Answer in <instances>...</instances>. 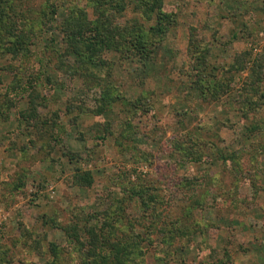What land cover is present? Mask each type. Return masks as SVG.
Wrapping results in <instances>:
<instances>
[{"label":"rangeland","instance_id":"374dc122","mask_svg":"<svg viewBox=\"0 0 264 264\" xmlns=\"http://www.w3.org/2000/svg\"><path fill=\"white\" fill-rule=\"evenodd\" d=\"M13 1L32 8L24 29L38 37L16 50L12 20L0 24V255L44 264L55 242L66 264H79L91 244L70 240L64 227L90 214L102 226L114 208L123 215L117 234L145 251L130 264H208L225 256L226 264H264V0H164L178 23L154 59L103 52L117 64L112 79L124 94L105 113L96 112L102 86L93 77L104 74L72 76L77 58L66 55L61 65L57 57L74 31L71 7L91 19L93 9L85 0H59L45 24L46 0ZM135 15L129 8L120 24ZM193 41L207 48L211 66L245 68L232 71L215 99L195 88ZM33 79V89L8 90ZM79 171H90L93 184H79ZM128 186L147 204L128 199Z\"/></svg>","mask_w":264,"mask_h":264},{"label":"trees","instance_id":"16d2710c","mask_svg":"<svg viewBox=\"0 0 264 264\" xmlns=\"http://www.w3.org/2000/svg\"><path fill=\"white\" fill-rule=\"evenodd\" d=\"M85 1L86 4L93 9L94 18L91 19L83 7L77 5L71 7L70 12L74 14V19L72 20L70 16V23L68 24L74 27V31L69 33L67 37L65 36L67 45L64 51H62V49H58L59 51L57 50V57L60 60L66 55H74V57L77 58L79 64L68 66L69 69L73 71L71 74L72 76L86 78L90 74L92 76L100 73L104 74L103 79L99 78V76L93 77L96 78L98 85L102 86V93L100 99H98L100 106L97 108L96 112L105 113L121 98L120 96L123 93H117V91H115L118 89L115 88L116 84L112 79L117 64L115 61L104 59L103 52L106 50L116 51L120 53L122 59L132 60L138 58L143 61L152 60L154 59L157 49L164 43L170 30L177 25L178 15L175 12H168L164 9V0ZM15 4L13 0H0V24L1 22L6 24L9 20H12L15 31L12 36L9 35L10 37H8L9 42L13 43L11 44L12 47L17 50L19 46L23 47L24 43L32 44L34 39L38 36L37 31L31 32L32 29H30V31L24 29L27 13L30 14L32 8L29 6L25 8V5H23L20 9L15 7ZM60 5L61 3L59 0H46L45 8L41 11L42 19L45 24H48L55 18L58 14ZM131 7L136 15L127 18L123 25L120 24L119 19L122 18L125 12ZM260 10V12L264 14V5L260 6ZM16 17L20 19V25H18L17 29L15 23L18 21V18ZM32 34H34L33 39H31ZM189 51L193 57V62H195L193 67L195 76L193 82L196 85L195 88L200 90L203 96H213L212 99L218 97V95L215 94H218L225 84V86H227V84H230V81L234 79L232 73L234 69L236 71L245 69L243 65H239V67H234L233 65L230 68L213 64V66H211L205 57L207 48L202 47L200 43L194 41L190 43ZM246 56L247 53H245L244 58ZM245 59H247V57ZM245 59H241L242 61L240 60L239 63H245ZM254 63L257 62L254 61ZM60 64L66 65L67 63L61 60ZM259 74L258 70H253L255 81L261 80ZM35 82L36 79H33L29 81L30 85L20 87V90L19 88L17 89V87H8V90L16 95L19 94L20 91L33 89ZM246 83L251 85L253 82L250 81L248 83L247 79ZM247 88L248 86L245 90H248ZM230 89L231 87H228V90ZM111 90L113 91L111 92ZM245 92L246 94H241V96L245 97L248 94L247 91ZM35 110L36 109L33 108L32 113H34ZM69 110H71V108H69ZM55 116V119H57L59 116L58 112H55ZM245 117H247L246 114ZM54 127H58L57 132L63 130V127L58 126L56 123ZM255 128L256 126H253L252 130ZM74 156L75 155H73V157ZM187 158L193 161L201 160V158L197 156H189ZM73 159L75 160V158ZM224 159L226 160L227 157H224ZM76 177L80 182L79 184H93V176L90 171H79ZM125 190L128 194V199L137 200L141 198L144 200V204H147V201H145L146 195L140 192L139 189H136L135 186H128ZM118 208L119 211H123L124 209L121 204H119ZM114 211H116V209L113 208L103 213L105 220L102 226L99 225V219L97 223H92L91 218H93V214H90L85 216L83 220H80L79 223L71 227H64L70 240L74 239L80 245H83L85 242L91 244L87 252L80 250L82 252L79 257V264H130V261L138 257L135 255H144L145 251L141 249L140 243L134 242L133 239L130 238V235L124 237L117 234L119 229H121L120 222L123 215L118 212L115 213ZM44 222L45 224L51 222L53 226L57 225L56 220L45 216ZM29 235H31V231H29ZM114 235H117V238L112 237ZM175 235L176 233L172 235V238ZM34 240L36 244L41 243V238L40 241ZM162 242H168V240H163ZM48 246L50 257L45 260L44 264H66V255L63 254L64 248L60 247L55 242H50ZM2 252L6 256L0 255V264H12V260L7 257L8 253ZM227 262H229V257L225 256L224 259H218L208 264H226Z\"/></svg>","mask_w":264,"mask_h":264}]
</instances>
